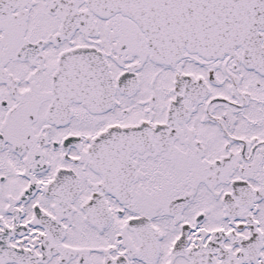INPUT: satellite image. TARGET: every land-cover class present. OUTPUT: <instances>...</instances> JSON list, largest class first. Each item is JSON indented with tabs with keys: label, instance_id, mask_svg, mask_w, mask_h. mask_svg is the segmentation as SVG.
<instances>
[{
	"label": "snow or ice",
	"instance_id": "snow-or-ice-1",
	"mask_svg": "<svg viewBox=\"0 0 264 264\" xmlns=\"http://www.w3.org/2000/svg\"><path fill=\"white\" fill-rule=\"evenodd\" d=\"M0 264H264V0H0Z\"/></svg>",
	"mask_w": 264,
	"mask_h": 264
}]
</instances>
